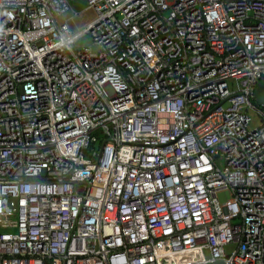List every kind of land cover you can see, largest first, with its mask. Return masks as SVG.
<instances>
[{
  "label": "built area",
  "instance_id": "2783aa9c",
  "mask_svg": "<svg viewBox=\"0 0 264 264\" xmlns=\"http://www.w3.org/2000/svg\"><path fill=\"white\" fill-rule=\"evenodd\" d=\"M75 1L0 0V264H264V0Z\"/></svg>",
  "mask_w": 264,
  "mask_h": 264
},
{
  "label": "rangeland",
  "instance_id": "374dc122",
  "mask_svg": "<svg viewBox=\"0 0 264 264\" xmlns=\"http://www.w3.org/2000/svg\"><path fill=\"white\" fill-rule=\"evenodd\" d=\"M73 7L76 10H82L81 13L76 16L73 21L68 22V25H70L72 31L74 33H77L79 31H81L82 29H84L88 23H90L91 21H93V19L95 18V13L92 9H88L87 11H85V7H86V2L85 0H77L73 3ZM73 15V13L68 14L67 16ZM59 21H62V17L59 18ZM78 47L79 49H83L85 47H90L92 48L93 51H96L98 48L96 46L93 45L92 43V39L91 36L89 34L84 35L81 40L78 43ZM100 145L97 143V147H99ZM225 189V188H223ZM230 194L227 190L221 191L218 193V197L220 198L221 201H224L226 198H229ZM234 246H228L226 248L227 253H231V251L233 250ZM211 264H224V262L221 261H216L214 263Z\"/></svg>",
  "mask_w": 264,
  "mask_h": 264
},
{
  "label": "water",
  "instance_id": "95a60500",
  "mask_svg": "<svg viewBox=\"0 0 264 264\" xmlns=\"http://www.w3.org/2000/svg\"><path fill=\"white\" fill-rule=\"evenodd\" d=\"M254 101L264 108V78L261 80V87L253 93Z\"/></svg>",
  "mask_w": 264,
  "mask_h": 264
}]
</instances>
